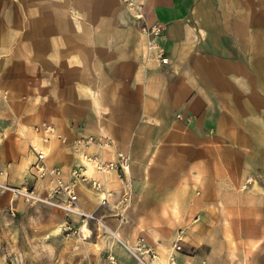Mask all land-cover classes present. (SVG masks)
I'll return each mask as SVG.
<instances>
[{"label": "crops", "instance_id": "obj_1", "mask_svg": "<svg viewBox=\"0 0 264 264\" xmlns=\"http://www.w3.org/2000/svg\"><path fill=\"white\" fill-rule=\"evenodd\" d=\"M71 1L88 10L83 22L61 34L42 4V17L29 22L35 29L14 41L13 65L0 67L1 179L47 192L85 166L98 188L76 186V206L121 243L152 235L141 247L155 250L158 235L169 244L183 229L175 241L182 263L264 264V20L256 4L136 0L146 24L161 26L157 43L169 60L161 65L146 59L141 23L119 0ZM37 123L54 132L40 148L57 175L42 180L31 175ZM119 155L129 159L124 176L94 169Z\"/></svg>", "mask_w": 264, "mask_h": 264}, {"label": "rangeland", "instance_id": "obj_2", "mask_svg": "<svg viewBox=\"0 0 264 264\" xmlns=\"http://www.w3.org/2000/svg\"><path fill=\"white\" fill-rule=\"evenodd\" d=\"M63 1L0 0V67L13 65L14 41L19 35L35 29V26L29 25V22L42 17L40 9L42 4L47 2L49 5L47 16L60 21L61 34L66 35L72 32V26L68 25L70 21L83 22L88 17V10L81 7L83 3L79 4L80 8H72L74 5L71 0H67L68 4H63ZM119 1L120 6L128 11L136 22H140L141 25L146 23L141 2L136 0H131L130 3ZM236 1L240 7H246L249 2L250 4L254 2L256 18L264 20V0ZM63 5L67 8H63ZM77 5L76 3L75 6L77 7ZM138 9L143 16L140 21L135 19ZM15 19L16 24H14ZM82 28L80 27V32H82ZM40 78V74H32L33 83L38 84ZM35 92L38 96L39 90ZM2 97L0 95V99ZM35 125L32 127V132L36 141L32 142L30 148L32 151L34 148L44 155L45 152L41 150L40 143L53 136L54 132L52 129L45 132V124L37 123ZM33 153L35 154L34 151ZM124 157L129 165L128 157ZM77 167L81 166L74 168ZM82 167L86 180L79 181L76 186L83 185L85 190L94 191L95 189L90 186L91 179L85 174V166ZM32 169L31 175L37 180H42L47 175H53L50 172L41 176L34 169V164ZM52 170L48 168V171ZM70 179L71 172L68 183H70ZM1 181L5 180L1 179ZM54 186L47 192H40L34 186H17L53 203L26 199L10 192L0 193V264H172V258H174V264H208L207 262L199 263L196 260L182 263L176 258L175 241L184 236V233L180 235L183 229L178 230L174 241L169 244L166 243L168 241L166 235L156 236L161 245H158L155 250L150 249V252L146 251L149 247L146 245L145 248H142L141 243H148L147 239L152 235L130 233L125 235L129 242L121 243L98 221L94 214H89L92 215L91 218H85L64 209L63 206L67 205V201L61 197L65 195H51ZM241 188L246 189V186ZM153 239H155V235H153ZM151 254L155 256L154 259ZM235 263L237 264V262Z\"/></svg>", "mask_w": 264, "mask_h": 264}, {"label": "built area", "instance_id": "obj_3", "mask_svg": "<svg viewBox=\"0 0 264 264\" xmlns=\"http://www.w3.org/2000/svg\"><path fill=\"white\" fill-rule=\"evenodd\" d=\"M124 2L130 3L131 0H123ZM135 19L137 21H140L143 19L142 13L140 10H137V14L135 15ZM142 32L146 35V59H154L157 60L161 65H166L169 63V60L167 57L164 56L161 48L157 44V38L160 34L161 27L157 24L147 25L146 23H142L141 25ZM49 128L45 127L44 131H48ZM94 142L93 138H88L86 140V143ZM33 148V147H32ZM33 151L36 155V162L34 163V169L40 173L41 176H44L47 173L57 175V171L53 169L52 171H48L47 167L44 164V155L41 152H37L34 148ZM128 161L127 159L119 155L115 160L113 161H99L95 164V169L99 173H106V172H114L117 175L124 176L128 170ZM70 183H63L60 178L55 179V186L51 193V195H65L66 196V206H63L64 209L72 211L80 215L81 217L85 218H91L92 215L86 214L82 212L79 208L76 206L77 202V195L75 193L74 187L79 181L84 182L86 180L85 175L83 174V167H77L73 168L71 171V179ZM90 186L93 189L98 188V183L95 181H90ZM3 192H10L15 196H22L26 199H37L49 203H53L52 201H48L46 199H41L37 196H35L32 192H28L25 188L15 187L8 185L7 183L1 181L0 179V193ZM100 201L103 202L105 199L100 197ZM183 234V231L180 232V235ZM179 237L178 239H181ZM176 252L180 250V246L176 243L174 246ZM147 252H150V249L146 250ZM152 259L155 258L153 254H151ZM174 258L171 259L172 264H174Z\"/></svg>", "mask_w": 264, "mask_h": 264}]
</instances>
